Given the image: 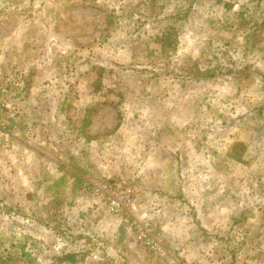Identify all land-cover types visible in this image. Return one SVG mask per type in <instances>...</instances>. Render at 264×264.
<instances>
[{
	"label": "rangeland",
	"instance_id": "1",
	"mask_svg": "<svg viewBox=\"0 0 264 264\" xmlns=\"http://www.w3.org/2000/svg\"><path fill=\"white\" fill-rule=\"evenodd\" d=\"M170 257L264 264V0H0V259Z\"/></svg>",
	"mask_w": 264,
	"mask_h": 264
},
{
	"label": "built area",
	"instance_id": "2",
	"mask_svg": "<svg viewBox=\"0 0 264 264\" xmlns=\"http://www.w3.org/2000/svg\"><path fill=\"white\" fill-rule=\"evenodd\" d=\"M93 193L99 195L107 204L108 210L118 214L126 210L132 202L133 191L129 187L110 182H102L93 185ZM147 212H143L138 218H134L132 224L136 230V238L145 248L165 253L160 240L151 232V222L148 221ZM169 264H182L174 257H170Z\"/></svg>",
	"mask_w": 264,
	"mask_h": 264
},
{
	"label": "trees",
	"instance_id": "3",
	"mask_svg": "<svg viewBox=\"0 0 264 264\" xmlns=\"http://www.w3.org/2000/svg\"><path fill=\"white\" fill-rule=\"evenodd\" d=\"M181 15L183 16V14ZM186 16L187 15H184L183 17L185 18ZM170 28H171V24L170 25L168 24L165 26V28L162 29L161 33L155 35V41L159 44L161 51L163 52L168 48L171 49L174 48L176 43V40H173V37L169 33ZM236 159H240V156ZM24 254L27 255L28 253H24ZM0 264H12V262L8 259H0Z\"/></svg>",
	"mask_w": 264,
	"mask_h": 264
}]
</instances>
